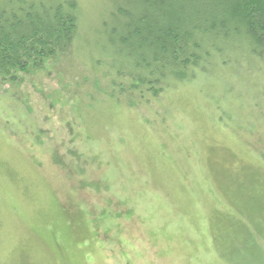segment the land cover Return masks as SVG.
Masks as SVG:
<instances>
[{
    "label": "rangeland",
    "instance_id": "obj_1",
    "mask_svg": "<svg viewBox=\"0 0 264 264\" xmlns=\"http://www.w3.org/2000/svg\"><path fill=\"white\" fill-rule=\"evenodd\" d=\"M74 1L70 54L0 83V264H264V55L218 42L131 96L111 30L136 0Z\"/></svg>",
    "mask_w": 264,
    "mask_h": 264
},
{
    "label": "trees",
    "instance_id": "obj_2",
    "mask_svg": "<svg viewBox=\"0 0 264 264\" xmlns=\"http://www.w3.org/2000/svg\"><path fill=\"white\" fill-rule=\"evenodd\" d=\"M9 11L0 12V83L70 54L79 27L76 1L21 0ZM112 17L111 43L130 48L128 59L138 54L128 73L131 96L139 90L141 98H157L168 84L191 80L225 52L218 42L239 41L264 55V0H136ZM128 104L135 105L130 98Z\"/></svg>",
    "mask_w": 264,
    "mask_h": 264
},
{
    "label": "bare ground",
    "instance_id": "obj_3",
    "mask_svg": "<svg viewBox=\"0 0 264 264\" xmlns=\"http://www.w3.org/2000/svg\"><path fill=\"white\" fill-rule=\"evenodd\" d=\"M23 20V19H22ZM46 24H48V23H46Z\"/></svg>",
    "mask_w": 264,
    "mask_h": 264
}]
</instances>
